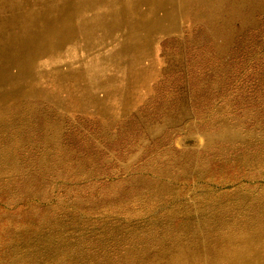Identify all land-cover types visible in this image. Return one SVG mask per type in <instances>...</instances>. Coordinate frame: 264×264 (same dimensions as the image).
<instances>
[{"label": "rangeland", "instance_id": "374dc122", "mask_svg": "<svg viewBox=\"0 0 264 264\" xmlns=\"http://www.w3.org/2000/svg\"><path fill=\"white\" fill-rule=\"evenodd\" d=\"M263 19L264 0H0V264L261 261L262 164L215 148L242 128L197 132L179 106L110 158L115 182L91 198L59 196V143L82 119L145 117L186 40L229 55ZM144 157L150 178H128Z\"/></svg>", "mask_w": 264, "mask_h": 264}, {"label": "trees", "instance_id": "16d2710c", "mask_svg": "<svg viewBox=\"0 0 264 264\" xmlns=\"http://www.w3.org/2000/svg\"><path fill=\"white\" fill-rule=\"evenodd\" d=\"M184 46L185 71L171 74L146 101L142 107L145 117L82 119L73 135L59 143V196L71 185L80 189L83 197L104 194V188L115 182L110 158L135 144L153 121L179 106L181 111L189 110L197 132L218 134L229 127L242 128L248 139L233 145L219 143L215 148L222 155L217 157L233 151L248 154L251 162L262 164L251 173L252 178L264 176V19L236 37L229 55L218 53L206 36L189 38ZM28 151L29 156L37 157L40 150ZM149 162V157H144L136 164L138 173H130L128 178L149 179L153 170Z\"/></svg>", "mask_w": 264, "mask_h": 264}, {"label": "bare ground", "instance_id": "6f19581e", "mask_svg": "<svg viewBox=\"0 0 264 264\" xmlns=\"http://www.w3.org/2000/svg\"><path fill=\"white\" fill-rule=\"evenodd\" d=\"M257 256H262L261 257V261H254L253 263H251V264H264V254H259V255H257Z\"/></svg>", "mask_w": 264, "mask_h": 264}]
</instances>
